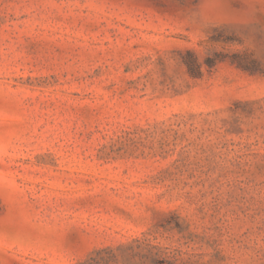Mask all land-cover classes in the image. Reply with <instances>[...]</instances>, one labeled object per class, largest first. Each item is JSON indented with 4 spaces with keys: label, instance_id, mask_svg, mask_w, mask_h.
<instances>
[{
    "label": "rangeland",
    "instance_id": "1",
    "mask_svg": "<svg viewBox=\"0 0 264 264\" xmlns=\"http://www.w3.org/2000/svg\"><path fill=\"white\" fill-rule=\"evenodd\" d=\"M0 264H264V0H0Z\"/></svg>",
    "mask_w": 264,
    "mask_h": 264
},
{
    "label": "trees",
    "instance_id": "2",
    "mask_svg": "<svg viewBox=\"0 0 264 264\" xmlns=\"http://www.w3.org/2000/svg\"><path fill=\"white\" fill-rule=\"evenodd\" d=\"M190 68V67H189ZM192 70V69H191Z\"/></svg>",
    "mask_w": 264,
    "mask_h": 264
}]
</instances>
